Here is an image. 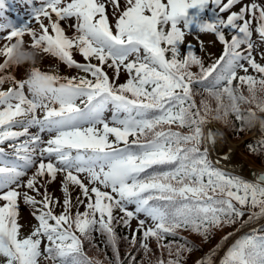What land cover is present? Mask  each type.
<instances>
[{
	"label": "snow or ice",
	"instance_id": "obj_1",
	"mask_svg": "<svg viewBox=\"0 0 264 264\" xmlns=\"http://www.w3.org/2000/svg\"><path fill=\"white\" fill-rule=\"evenodd\" d=\"M236 5H240L238 11H231ZM190 9L196 11L190 13ZM34 21L39 32L25 26L0 37L4 41L0 72L17 67L11 60L12 42H24L27 33L29 46L93 79L50 75L47 79L53 86L42 102L26 94L25 78L0 77V84L6 79L14 82L0 90V235L10 241L9 246L0 243L4 264H39L42 256L53 264H91L76 233L90 239L94 230L106 235L120 264L117 224L131 230L132 243L140 233V247L147 253L149 238L163 241L181 228L207 239L214 228L237 223L245 215L242 207L249 203L259 206V212H253L244 224L264 216V175L257 183L248 182L217 167L207 148L201 151L202 126L207 121L194 99L210 83L254 84L258 78L248 74L250 69L264 83V64L254 56L260 45L253 40L255 31L264 43V4L257 0H42ZM62 21L69 22L72 36L65 34ZM193 25L199 33L214 34L223 45L220 56L208 67L185 41ZM73 50L89 62L78 63ZM91 58L98 63H91ZM105 65L116 77L123 69L126 82L118 86L110 82ZM194 65L199 66L198 74L186 70ZM109 108L112 116L106 119ZM257 108L264 111V106ZM38 109L43 110L42 118L36 115ZM236 120L240 122L241 117ZM174 124L190 132L173 130ZM32 127L38 128L34 134L29 131ZM45 132L47 140L42 137ZM21 137L28 138L19 141ZM207 139L215 143L212 132ZM248 147L255 151L254 145ZM33 168L24 186L37 195L41 194L39 178L49 177L48 184L63 173V211L54 213L52 206L61 201L54 200L46 187L39 201L23 193L25 204L40 207L32 213L37 226L26 238H18V189ZM80 174H86L88 184ZM69 184L80 188L77 204L85 207L83 212L77 208L74 215ZM89 184L99 186L89 188ZM116 209L122 216L114 215ZM231 235H225L197 264H213L215 251ZM42 238L48 242L43 249ZM186 244L178 245L177 258L166 264H180L181 250H192ZM160 247L171 254L172 244ZM219 264H264V232L253 229L237 240Z\"/></svg>",
	"mask_w": 264,
	"mask_h": 264
},
{
	"label": "clouds",
	"instance_id": "obj_2",
	"mask_svg": "<svg viewBox=\"0 0 264 264\" xmlns=\"http://www.w3.org/2000/svg\"><path fill=\"white\" fill-rule=\"evenodd\" d=\"M12 44L11 60L17 67L25 68L27 93L38 101H47L50 95L49 89L53 86V82L47 77L58 74L40 68L45 54L40 48L31 47L25 41L17 40ZM186 70L192 71V67ZM197 95L207 123L227 127L232 124L233 117L239 116L242 127L249 130H264V111L257 108V105L264 106V83L259 79L254 84L248 85L236 82L231 85L210 83L199 89L195 96ZM0 243L9 246L8 236L0 235ZM87 257L91 264H104L98 256Z\"/></svg>",
	"mask_w": 264,
	"mask_h": 264
},
{
	"label": "trees",
	"instance_id": "obj_3",
	"mask_svg": "<svg viewBox=\"0 0 264 264\" xmlns=\"http://www.w3.org/2000/svg\"><path fill=\"white\" fill-rule=\"evenodd\" d=\"M171 127L173 128V130L181 131L185 134L190 132V129L186 127L180 128L175 124L172 125ZM222 238L223 237L220 236L208 237V240L212 242H211V250L207 251L206 253H209L214 249H216V245L221 242ZM205 240L206 239L203 236H201L199 233L192 232L190 229L181 228L178 230L176 236H171L169 239L165 240L164 243H161L160 241L158 242L156 240L148 241L147 243L149 246V251L147 253H145L144 249L140 247L141 243H138L135 249H136V253L142 254L144 256L142 264H158L160 260L165 261L166 264L167 260L169 259L175 260L177 258L176 257L177 246L180 244H185L187 242L186 247H190L192 250L191 251L181 250V256L179 258L180 264H197V260L192 259V254L196 248L204 249L203 243ZM225 243L226 241L223 242L221 247ZM161 244H165V245L172 244L171 254L169 253L167 248L160 247ZM99 248H100L99 241H94L90 239L87 242V249L86 250L84 249L83 251L89 257L98 256L104 262V264H117L116 257L104 251L97 252ZM216 252L217 250L215 251V253Z\"/></svg>",
	"mask_w": 264,
	"mask_h": 264
},
{
	"label": "rangeland",
	"instance_id": "obj_4",
	"mask_svg": "<svg viewBox=\"0 0 264 264\" xmlns=\"http://www.w3.org/2000/svg\"><path fill=\"white\" fill-rule=\"evenodd\" d=\"M64 2H65V0H64ZM122 2H123V0H122ZM224 2H226V0H224ZM244 2H245V3H250L251 0H244ZM257 2H258V3H262V4H264V0H257ZM239 7H240V5H236V6H234L232 9L235 10V11H238ZM211 14H212V13H210V12L208 13L209 16H210ZM52 16H53V19H55V14H54V13L52 14ZM26 18H29V17L27 16ZM109 20H110V24L113 23V19H112L111 16L109 17ZM21 23H23V21L20 22V23H18V26H20ZM35 23L38 24L37 22H35L34 20H32V21H30L29 23H28V22H25L24 25H25V26L28 25V27L31 26V27H33L34 30H36L37 25H35ZM44 23H45L46 25H48V26H49V29H50V24H49L48 20L44 21ZM68 23H69L68 21H62V22H61L62 26H63V25L67 26ZM11 24H15V22L12 21ZM0 28L5 29V27H0ZM6 30H7V29H5L3 32H5ZM3 32H0V37H1V34H2ZM65 34L68 35V36H72V35L74 34V30L71 29V28H68V29H66ZM197 37H198V39H197ZM189 38H192V39L194 40V42H197L198 40H205V41H208V40L211 38V34H210V33H199V32H198V29L193 25V26H192V31H191V33H188V32L186 31L185 39H189ZM30 41H31V37H30V35H28V37L25 39V42L30 43ZM13 42H14V41H13ZM3 43H4V41H3V40H0V44H3ZM260 50H261V48H258V50L255 52V54H258V52H259ZM74 52H75V50H73V56H74V58L78 59V55H77V54L75 55ZM80 58L82 59L81 61H83V56H82V55H80ZM3 60H4V57L0 56V62H3ZM56 61H59V59H58V58H55V57H52V56H50V55H48V54H44V56H43V60H42V62L45 63L46 65H48V64H52V63H54V62H56ZM65 65H66V64H65L64 62H62L60 66H61L62 68H65ZM51 69L54 70L53 68H51ZM22 71H23V67H9L8 69L4 70L3 72H0V77L7 76V75H9V74H13L17 79H19V78H21V72H22ZM73 77H74V76H70V78H73ZM9 82H10V80H7V79H6L5 82H4L3 84H0V90H6L7 88L12 87V86L9 85ZM26 94H28L27 91H26ZM42 113H43V110H39V109H38L37 112H36V115L39 117ZM105 116H106L108 119L111 118V116H112V111H106V112H105ZM235 139H236V138H235ZM238 147H239V146H238ZM238 153L241 154L244 158L248 159V161H249L251 164L257 165V164H255V163H254V162H253L248 156H244L245 154L243 155L242 152H241L239 149H238ZM31 170H32V169L28 170L27 174L22 178V181H23V182H24V178L27 177V175L30 173ZM22 184H23V183H22ZM22 184H21V187L18 189L19 192H21ZM129 207H134V206H129ZM141 218H143V217H141ZM135 223H136V221L133 220V221H132V226H133Z\"/></svg>",
	"mask_w": 264,
	"mask_h": 264
},
{
	"label": "bare ground",
	"instance_id": "obj_5",
	"mask_svg": "<svg viewBox=\"0 0 264 264\" xmlns=\"http://www.w3.org/2000/svg\"><path fill=\"white\" fill-rule=\"evenodd\" d=\"M208 131L215 135V143L209 141V144L212 155L217 162L221 165L229 166L231 169H237L244 173H249L252 167L239 158L236 148L237 144L229 146L225 140L223 131L215 124H209ZM225 156H227V159H224Z\"/></svg>",
	"mask_w": 264,
	"mask_h": 264
}]
</instances>
